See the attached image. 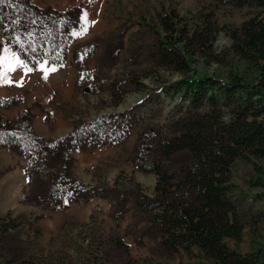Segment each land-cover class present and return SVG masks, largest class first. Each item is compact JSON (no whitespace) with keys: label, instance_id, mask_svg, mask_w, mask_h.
<instances>
[{"label":"rangeland","instance_id":"rangeland-1","mask_svg":"<svg viewBox=\"0 0 264 264\" xmlns=\"http://www.w3.org/2000/svg\"><path fill=\"white\" fill-rule=\"evenodd\" d=\"M209 2L83 0L74 14L0 0V36L10 24H25L40 44L46 30L55 51L50 69L61 71L52 81L58 91L46 118L50 139L26 146L19 136L7 148L0 144V264L9 258L27 264L193 263L183 251L165 249L161 232L137 202L154 193L156 175L143 169L147 159L173 171L191 160L187 149L170 156L160 149L161 140L177 130V97L166 95L163 86L182 74L164 57L159 12L175 9L194 25L213 13L217 56L211 64L199 59L194 67L224 78L250 73L229 50L227 30L255 15V8H214ZM85 12L89 30L76 36ZM17 101L3 102L13 110ZM29 116L23 112L21 120L9 118L6 125L23 129ZM4 149L17 155L12 162L3 157ZM257 161L260 170L243 159L233 169L245 230L244 240L230 245L243 252L264 249V158ZM2 164L13 170L1 171Z\"/></svg>","mask_w":264,"mask_h":264},{"label":"trees","instance_id":"trees-1","mask_svg":"<svg viewBox=\"0 0 264 264\" xmlns=\"http://www.w3.org/2000/svg\"><path fill=\"white\" fill-rule=\"evenodd\" d=\"M209 3L255 8V15L227 30L229 50L250 73L224 78L194 67L199 59L211 64L217 56L213 13H204L194 25L175 9L159 12L164 57L182 74L163 86L166 95L177 97V130L161 140L160 149L165 156L187 149L191 160L173 171L147 159L143 169L156 175L154 193L137 205L161 232L165 249L183 251L192 264H264V249L243 252L230 245L231 240L240 244L245 230L234 166L243 159L260 170L257 159L264 158V0ZM5 264L27 263L9 258Z\"/></svg>","mask_w":264,"mask_h":264},{"label":"crops","instance_id":"crops-1","mask_svg":"<svg viewBox=\"0 0 264 264\" xmlns=\"http://www.w3.org/2000/svg\"><path fill=\"white\" fill-rule=\"evenodd\" d=\"M17 7H23L22 3L26 4V8L29 10L30 6L36 7L40 11L49 9L59 11L61 13H77V10H81L79 7L83 3V0H11ZM102 2L99 3L101 8ZM99 10V8H97ZM24 13H26L24 11ZM27 17L28 14L26 13ZM8 26V25H7ZM47 26V25H46ZM9 28L3 31V35L0 36V58L9 57L8 63H11L15 70L7 72V78L12 83L0 81V110L2 117H0V126L2 131L0 132V144L7 148L8 144L11 145L17 141V137L22 136V139L26 146L37 143H45L46 139H50L52 134V124L46 123V118L50 114L52 97L54 90L58 91V87L53 88L52 81H58L61 77V71L55 73L50 71V66L53 63L51 57L54 58V50L48 45L49 38L44 33V39L42 43H37L32 34L30 25L15 24L9 25ZM33 38V39H30ZM35 43V44H34ZM58 52V51H56ZM18 58L23 61L22 65H16L15 59ZM46 62V63H45ZM24 65L27 68H31V72H27ZM44 65V68H41ZM7 68V64L3 65V71ZM48 70L47 78L45 79V71ZM60 76V77H59ZM59 77V78H58ZM6 100H18L15 108L12 110L9 105H6L3 101ZM37 101V106H33ZM6 105V106H5ZM33 109V111H31ZM31 112L32 116H29L28 123L25 128L18 129L12 125L7 126V119L21 120L19 117L23 112ZM34 117V119H33ZM50 120V119H49ZM6 152L3 154L5 159L13 161L15 153L10 149H4ZM10 162V163H11ZM4 169L1 171H11L13 167L8 164H2ZM24 167V166H23ZM21 173L25 174L23 181L27 179V171Z\"/></svg>","mask_w":264,"mask_h":264},{"label":"snow or ice","instance_id":"snow-or-ice-1","mask_svg":"<svg viewBox=\"0 0 264 264\" xmlns=\"http://www.w3.org/2000/svg\"><path fill=\"white\" fill-rule=\"evenodd\" d=\"M90 2H92V0H90ZM83 22H84V26H83L82 31L73 33L74 35L81 36V35H84V34H86L88 32V30H89V20H88V13L87 12H85L83 14ZM92 23L94 24L95 21H93ZM8 61H9V57H7V56L0 58V65L7 64L6 72L0 73V81H4V82H7V83H12V81L7 78L6 73L10 72V71H14L15 68H14V66L11 63H8ZM15 64L16 65H22L23 61H20L18 58H16L15 59ZM24 67L26 68L27 72H31L32 71L31 68H27V65H24ZM41 68L43 69L44 65H41ZM50 71L55 72L56 69L52 68V69H50ZM47 75H48V70L45 71V79L47 78Z\"/></svg>","mask_w":264,"mask_h":264}]
</instances>
